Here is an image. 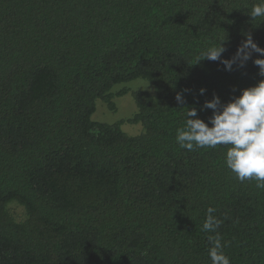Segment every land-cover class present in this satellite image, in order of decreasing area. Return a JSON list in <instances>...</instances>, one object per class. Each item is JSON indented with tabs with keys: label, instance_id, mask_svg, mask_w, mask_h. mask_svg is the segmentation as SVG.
Here are the masks:
<instances>
[{
	"label": "trees",
	"instance_id": "1",
	"mask_svg": "<svg viewBox=\"0 0 264 264\" xmlns=\"http://www.w3.org/2000/svg\"><path fill=\"white\" fill-rule=\"evenodd\" d=\"M257 2L0 0V264H210L208 207L231 264H264V189L235 179L227 146L176 143L188 108L261 79L255 53L232 72L196 64L224 39L230 59L245 34L264 48ZM137 79L151 87L129 91L130 118L92 119Z\"/></svg>",
	"mask_w": 264,
	"mask_h": 264
},
{
	"label": "clouds",
	"instance_id": "2",
	"mask_svg": "<svg viewBox=\"0 0 264 264\" xmlns=\"http://www.w3.org/2000/svg\"><path fill=\"white\" fill-rule=\"evenodd\" d=\"M248 15L253 20L264 17V0L253 4ZM224 43L225 39L218 46L202 51L196 64L204 60L219 62L224 71L232 72L234 66L235 69L245 68L254 53L264 57V48L254 42L251 34H245L230 59L222 58L227 51ZM252 62L258 67V76L261 77L255 86L239 90L240 94L233 95L227 103H223L219 95L213 94L212 99H206L199 109L188 108L184 126L176 131V143L189 152L227 146L225 165L235 179L240 183L254 180L257 189H264V58ZM206 91L201 88L199 95L204 96ZM175 100L178 105L186 103L183 92H178ZM207 110H211L212 114L205 122L198 113ZM216 211V208L208 207L202 225V231L210 233L207 237L210 245L208 258L210 264H231L224 251L228 243L222 242L218 231L223 221L217 218Z\"/></svg>",
	"mask_w": 264,
	"mask_h": 264
},
{
	"label": "rangeland",
	"instance_id": "3",
	"mask_svg": "<svg viewBox=\"0 0 264 264\" xmlns=\"http://www.w3.org/2000/svg\"><path fill=\"white\" fill-rule=\"evenodd\" d=\"M149 86L150 83L142 79H137L127 84L118 85V87L114 89L115 92L127 90L128 93L114 99V111L109 110L106 104H104L103 102L97 101L96 111L92 115V119L95 121H101L110 124L118 121H125L126 119L130 118L136 110L135 103L129 91L139 89H150L151 86ZM121 129L127 135L134 136L141 132V125L123 123Z\"/></svg>",
	"mask_w": 264,
	"mask_h": 264
}]
</instances>
